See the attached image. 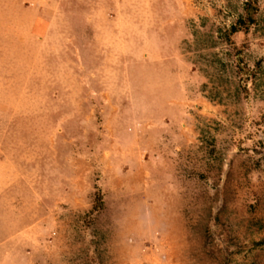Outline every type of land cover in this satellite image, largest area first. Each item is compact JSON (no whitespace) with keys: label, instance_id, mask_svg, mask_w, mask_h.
Returning a JSON list of instances; mask_svg holds the SVG:
<instances>
[{"label":"rangeland","instance_id":"374dc122","mask_svg":"<svg viewBox=\"0 0 264 264\" xmlns=\"http://www.w3.org/2000/svg\"><path fill=\"white\" fill-rule=\"evenodd\" d=\"M0 264H264V0H0Z\"/></svg>","mask_w":264,"mask_h":264},{"label":"trees","instance_id":"16d2710c","mask_svg":"<svg viewBox=\"0 0 264 264\" xmlns=\"http://www.w3.org/2000/svg\"><path fill=\"white\" fill-rule=\"evenodd\" d=\"M230 30H231V31H235L236 29H235V27L232 26V27L230 28Z\"/></svg>","mask_w":264,"mask_h":264}]
</instances>
